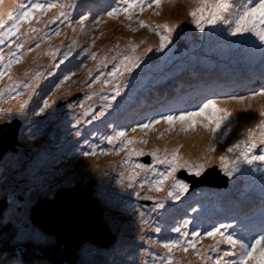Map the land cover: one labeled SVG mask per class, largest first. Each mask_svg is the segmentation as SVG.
<instances>
[{
    "label": "rangeland",
    "instance_id": "obj_1",
    "mask_svg": "<svg viewBox=\"0 0 264 264\" xmlns=\"http://www.w3.org/2000/svg\"><path fill=\"white\" fill-rule=\"evenodd\" d=\"M68 2L69 0H0V14H3L0 17L7 19L9 12L15 15V9L20 3L30 5L31 3L67 4ZM87 2H90V7L88 8ZM243 2L246 3L247 0ZM73 3L75 7L70 14L67 12L70 10L69 7L64 9L71 23L63 16H60L59 19H53L61 11L59 7L35 10L33 18L30 21L21 23L19 31L28 36L34 33L29 30V25H31L32 28L37 29L39 32L36 37L25 41L24 35H21L19 40L13 35L7 37L4 43L0 44V49H3L6 57L10 51L15 52L16 55L21 57L18 63H13L12 65V68H17V75L14 78H24V72L30 69L33 70L28 71L29 76L35 71L42 73V77L38 81V86L33 92L31 100H28L25 94L20 97H16L14 93L9 94L7 86L10 84V81L7 76L0 79V88L5 89L3 99L0 101V107L4 109L5 113H8L9 110L16 113L19 105L27 101V107L24 109V117L26 118L18 114L13 115L10 121L7 114L0 117V125L7 124L3 128V131H0V135L3 133L10 135V130L11 132H16L14 128L18 127L21 129L23 127L21 122L23 121L24 124L21 132L23 140L17 142V145L23 142L24 146L20 152L12 154L15 162H9L8 165L10 167L8 168V165L6 167L0 165V197L5 179L34 192L33 204L29 210L7 213L14 226L11 230L13 232L11 234V241L8 243V248L18 242L27 245L28 241L38 243L39 245L33 243V246L39 249H45L52 240L60 245V241H58L54 234L33 222V207L48 193L58 188L73 187L83 182L90 174H100L95 179L96 194L102 198L103 213L110 218L115 228L113 233H116L117 240L108 245V250H97L99 248L97 243L93 244L88 242L79 246L75 251L79 264H153V257L148 253H156L158 257L165 252V249L156 241L175 239L178 234L173 232L172 229L179 227L185 219L189 222L185 230L189 232L194 231L198 224L200 225L201 231H203L213 223H222L231 225V227L224 229L226 233H235L238 237L246 235L247 232L259 234L260 229L264 227V165H261L260 162H256L259 166L258 170L254 169L252 165L240 164L241 170L234 172L233 176L229 177L232 182H229L228 185L222 182H215L212 179V173L210 176L204 175L207 169L213 168L212 165L219 164L218 162L208 163L201 172L202 174L198 177V181H200L201 176L203 177L202 186L194 189L188 188L180 200L165 199V207L156 212H152L155 201L146 199L145 196L166 197V190L172 183L171 178L164 182V190L157 192L153 188L151 191H148L149 186L147 184L142 189L139 187V180L145 176L149 179H158L159 177L150 170L146 173L144 170L135 169V171L140 172V176L136 177L132 188L127 187L129 181L126 171L131 169L133 171V165L139 163V161L140 164H152L154 168H160L161 170L156 169L157 172H164L169 167L166 163L158 162L165 157H161V153L155 159L151 157L150 163H144L141 160L148 153L151 155L152 150L155 148L154 144L164 137V132L160 130L166 128V125H161L163 122L154 125L151 130H148L146 135L139 129L136 131L140 133V136L138 135L139 137L144 136L147 143H140L139 137H137L136 142L130 147L142 150L143 155H132L128 164L122 163V158H118L117 162H111L116 165L115 167H108V163L105 164V167L98 165L92 166L102 159L107 158L106 156H111L112 159L117 157L114 156L115 154H122L124 157L126 155L127 149L121 150L118 153L114 151L115 147L119 145V142L110 145L107 140L101 139L98 141V136L101 135L102 137L112 134V128L108 125L131 127L137 122H143L148 118H155L157 114H161L168 109V105L163 106L164 104H168V102L173 108L172 110L179 111L190 110L202 102L203 98L223 97L227 95L244 96L241 90L242 87L237 86L241 82L240 72L238 74L237 70L232 68L235 67L233 61L221 54L211 53V56H206L204 51L207 48L208 50L218 49L231 52L234 48H240L249 56H258L262 53V55L251 58L243 63L247 64L248 69H251L253 62L262 61L261 63L264 65V50H262L259 40L251 37L248 33L242 36L239 34L233 36L227 32L223 25H206L203 30L197 29L188 16L189 8L194 6L192 0H163L159 8L156 6L152 8L145 7L143 12H135L132 20L127 19L122 12L113 17L105 15L112 7L118 6L119 0H71V4ZM38 13H42L44 16L42 20L36 19ZM81 15L88 16L86 20L88 22L84 25L78 23ZM135 16H139V19L146 21L147 24L144 27H140ZM97 17L100 18L98 25L96 23ZM177 21H180L181 25L172 33L171 41L164 49L156 51V48L159 46V36L148 25L163 24L164 22L175 23ZM45 28H48V30H45ZM56 28H59V34L65 28L67 38L63 41V44L57 41L58 46L63 47L64 51L55 52V58L53 56L48 57L49 54L45 55L46 51L38 52L35 55L34 53L41 47H44L46 43L54 42L52 38L59 35L52 34ZM73 28H75V32ZM107 29L113 33L110 37V47L115 51L114 57L118 56V53H132V50L128 48L129 41L138 45L135 55H140L146 48L153 46V50L148 52L147 55L142 56L140 60L145 62L142 68L145 70L141 71V68L137 70L132 79L122 87V98L119 99L118 96L116 98L119 102L112 106V110L110 109L109 113L107 112V114L99 118V120L93 121L90 125L84 123V120L78 119L77 114L69 110V108L64 107L59 114L54 113L51 108L55 104L58 105V99L67 98L80 90H82V93L78 94L77 101L81 102L86 100L84 108L85 106L86 108L91 106L93 112L99 111L102 104L106 103V101L97 98L98 92L103 89V96L106 94L112 95V86L120 82L126 74L124 73L123 76L117 75L115 78L108 76V73L112 71L113 67L119 63V59H110L101 66H97L95 59L90 58L89 52L92 49L94 50L93 52L102 50L95 43V38L99 33ZM115 31H118V33L114 34ZM45 34H48V39H44ZM77 34H82L85 38V41L79 47H76V44H72ZM179 38L188 42L190 41L191 43L189 42V47L181 53H175L177 39ZM17 42L23 44V47L19 50L14 48ZM37 44L39 47H36ZM117 44H119V48L115 47ZM253 44L256 46L252 47ZM70 46L71 55L65 60L63 54L69 50ZM90 46L91 50L84 51L85 48L88 49ZM30 47L32 51L26 57L23 51H27ZM138 50H140L139 53H137ZM74 53H76L75 57H73ZM39 56L42 59L38 60V62L35 61L34 59ZM61 61L63 62L61 63ZM6 62L7 60L4 61V63ZM49 62V67L45 66ZM210 62L213 65L220 64L219 71L198 74V72H202L204 69L196 66L202 64L211 66L212 64ZM180 63L182 64L181 67ZM54 65L59 66L54 67ZM213 68L215 67H212L211 71H214ZM79 69L82 71L86 70L87 73L84 81L78 87H75L79 81L76 83L71 80H80L76 77L83 76L80 72L78 74L75 73ZM177 69H179V73L175 75L174 73ZM49 70L52 71V75H48ZM89 71L92 73L91 77L88 75ZM69 73L73 75L64 81L60 88H57L56 85L60 84L63 77ZM100 73H103L100 80L89 88L87 86L88 82ZM258 75L262 81L254 84V86H259L264 83V73H258ZM45 76H49L46 81H44ZM168 77L170 80L165 82ZM104 79L110 80L111 84L104 85L102 83ZM159 82L165 83L161 84ZM229 82L231 83L229 84ZM156 83L160 84H157L159 88H156ZM67 87L74 88L67 91ZM220 87L222 88L220 89ZM95 89L99 90L95 91ZM175 89L178 90L177 94H174L169 100L170 96L175 92ZM255 89L257 88L252 87L244 91ZM138 90H141V92L134 99L133 96ZM155 90H158L156 94H151L150 96H146L144 100H140L145 110L137 113L136 100L146 93ZM20 91L23 92V89H20ZM93 92H95V95H91ZM88 95H91V99L86 98ZM155 96L158 97L155 98ZM45 98L48 99L49 105L39 115H34L33 111L28 108L42 106ZM14 101H19V105L14 106ZM261 104H264V97H256L251 101L253 108H258ZM227 106L230 109H236L233 113V123L230 131L236 133L237 137L233 140L232 137H229L228 140L230 142L228 144H224L221 149L220 147L216 148L215 152L211 153L215 157H219L228 145L240 139V133L244 128L251 127L254 119H258L255 111L253 112L254 117L252 118L251 114L243 110L245 108L243 103L237 104L233 102ZM126 109L128 115H122L121 112ZM113 111H115L116 116L112 115ZM89 114L90 117H87V119H91V112ZM39 117H43L45 123L33 127V124H36V120ZM64 118L66 120H63ZM106 118H109V121ZM77 120H80L79 124L76 123ZM46 123L48 125H45ZM177 125L179 124L177 123L172 126L170 138L165 139L166 145L172 143V137L181 139L187 136L192 137L196 141H201L202 144L204 141L205 148L213 144V140L210 139L211 133L204 131L201 125L196 124L193 129L185 132H181L180 127ZM30 129L32 132L31 137L29 136ZM77 130L81 131L84 138L89 139V145H84L81 138L75 135ZM93 132L96 135H92ZM150 133H154L153 136ZM128 135L134 136V133L129 132ZM37 140L40 142H31ZM183 141L175 142L168 149L181 148L179 150L180 157L191 164L203 162L206 149L202 151L201 143L197 142L193 145L196 149L194 152L190 149L191 145L187 147L186 144H183ZM92 144L96 145L95 155L84 156L82 152H91ZM165 148V146H162V149ZM102 149H108L109 151L101 154ZM81 157H86L90 160L84 164H77ZM154 160L157 162L153 163ZM183 169L188 171L187 168H178L177 172ZM121 172L126 173L123 178L120 175ZM177 172L175 173L176 177L181 179L177 175ZM122 179L123 183L120 182ZM133 188L139 190L141 195H135ZM255 197L262 199V203L259 202V204L255 205L258 209L252 208V205L247 207L241 205L243 203H249L250 199ZM112 199H115V201H111ZM142 200H149L151 202L140 209L142 207ZM123 201H126V203L123 204ZM226 206L232 207L233 210L224 214ZM191 208H196L197 211L192 212ZM142 210H147L146 218L148 220V223L143 226L139 222V212ZM155 226L161 228L159 233L154 231ZM214 243L215 240L213 238L204 237L202 240H199L196 247L198 249L207 248V246ZM82 247L91 248V253L89 251H82ZM4 248L5 246L2 247V249ZM229 248L231 246L228 244L221 245V249ZM173 255L178 264H214V261L211 259L205 261L195 256L191 248L187 254L179 250H174ZM208 255L214 257L216 253L209 251ZM89 258H92V261ZM157 264H159V261H157Z\"/></svg>",
    "mask_w": 264,
    "mask_h": 264
},
{
    "label": "snow or ice",
    "instance_id": "obj_2",
    "mask_svg": "<svg viewBox=\"0 0 264 264\" xmlns=\"http://www.w3.org/2000/svg\"><path fill=\"white\" fill-rule=\"evenodd\" d=\"M162 3L163 0H119L118 6L112 7L105 15L113 17L122 12L127 19L132 20L135 12H143L145 7L152 8L156 6L159 8ZM192 3L194 6L189 8L188 16L197 29L203 30L206 25H223L227 32L233 36L238 34L242 36L248 33L251 37H255L259 40L262 50H264V0H247L246 3L243 2V0H239V2L238 0H192ZM52 7H59L61 9L59 15L53 19H59V16H63L71 23L67 12L64 11L65 8L72 7L71 0H69L67 4L31 3L30 5H25L20 3L15 9V15L9 12L7 19L0 17V44H3L7 37L13 35L17 37V40H19L21 35H24L25 39H27V35L19 31L21 23L30 21L33 18L35 10H46ZM36 19H39V16H37ZM87 19V15H81L78 23L83 25ZM135 19L140 27H144L147 24L146 21L139 19V16H135ZM99 22L100 18L97 17V25ZM180 25V21L175 23L164 22L163 24L148 25L151 30L159 36V46L156 48V51H160L167 46L172 39V33L175 32ZM129 27L131 26L129 25ZM29 30L31 32L37 31V29L32 28L31 25H29ZM73 31L75 32V28H73ZM52 34L58 35L59 28H56ZM48 38V34H45L44 39ZM9 43L11 44L10 40ZM141 43H143V41H141ZM72 44H76V41L73 40ZM22 47L23 44L20 42L14 45L16 50ZM36 47H39V45L37 44ZM115 47L119 48V44L115 45ZM137 47V44L129 41L128 48L132 50L131 54L118 53V56L112 57V60L119 59V63L113 67L112 71L108 73V76L115 78L117 75L123 76L124 73H130L133 68L138 66L141 57L153 50V46H149L140 55H135ZM27 51L31 52L32 48H28ZM56 51H59V49L51 53L53 58H55ZM84 51H88V49L85 48ZM69 55H71V46L69 50L63 54V58L66 60ZM96 56V52L90 53V58L96 59ZM20 59L21 57L16 55L13 51H10L6 57L3 53V49H0V79L7 76L10 81V84L7 86L9 94L14 93L16 97L26 94L27 99L31 100L32 94L38 86V81L42 77V73L40 71H35L29 76V72L26 70L23 74L24 78H14L15 73L13 72L12 65L13 63H18ZM105 59H107V57H105ZM5 60H7L6 63H4ZM62 62L63 61H61V63ZM102 63L103 61H101V64ZM58 66L59 65H54V67ZM48 75H52L51 70H49ZM71 75L73 74L69 73L65 75L63 80H61L60 84H57L56 87L60 88L63 82L68 80ZM88 75L90 77L92 76L91 71H89ZM101 75H103V73L92 78L87 86L91 88L93 84L100 80ZM102 83L104 85H109L111 81L104 79ZM20 89H23V92L20 91ZM101 90L103 91V89ZM121 91V83L117 82L112 86V95L106 94L101 97L106 103L102 104L99 111L93 112L91 106L86 108L84 116L86 117L88 113L91 112V119H85L84 123L90 125L93 121L103 117L106 110L112 108V101L116 100ZM4 92L5 89L0 88V101L3 99ZM91 95H95V92ZM91 95H88L86 98L91 99ZM256 97H264V87H261L258 91L249 92L247 96L227 95L223 97L203 98L202 102L198 103L190 110H171L167 114H157L155 118H148L143 122H137L131 127L108 125L112 128V134L102 136L101 139L107 140L110 145L119 142V145L114 149L117 153L127 149L125 157L122 158V163L124 164L129 163L132 155H143L142 150L130 147L136 142L137 138L129 136L128 133H135L139 129L146 135L148 130H151L154 125L160 122L167 123L169 125V131L172 130L174 124L178 123L181 132L193 129L195 125L199 123L204 131L211 133V140H223L224 136L231 130L233 113L236 111L235 108L230 109L227 105L233 102L237 104L243 103L245 105L243 110L247 112L252 108L251 101ZM48 105L49 101L45 98L43 100V105L39 106L38 110H33V114L39 115ZM72 106L73 105H69V107ZM26 107L27 101L19 105L16 113H13L11 110L5 113L4 109L0 107V117L7 114L9 116V121L12 119L13 115L16 114L24 117V109ZM80 107L84 108L83 101L80 102ZM255 113L258 119H254L251 127L244 128L240 133L241 138L228 145L219 157L211 155V153L215 152L216 146L215 144H210L205 150L203 162L191 164L180 157L178 148H174L170 155L166 154L163 160L158 161L159 163H166L169 165L164 172H157L152 164L144 165L135 163L133 165V171L127 174V179L129 181L127 187L132 188L136 177L140 176V172L135 171V169L144 170L146 173L150 170L159 177L158 179H149L145 176L139 180V187L142 189L147 184L149 186L148 191H151L153 188H155L157 192L164 190V182L171 178L172 183L166 190V197L145 196L146 199L155 201L152 212H156L165 207V199L180 200L181 196L188 190L189 184L185 180L177 178L175 175L178 168H187L188 171L194 173L195 176H200L206 164L218 162L219 167L230 177L233 176L234 172H239L241 170L240 164L242 163L252 165L254 169L258 170L259 166L256 162H260L261 165H264V104H261L255 109ZM76 123L79 124L80 120H77ZM6 126L7 124L0 125V131H3V128ZM31 135L32 132L30 129L29 136L31 137ZM75 135L81 138L84 145L90 144L89 139L84 138L80 130H77ZM92 135H96V133L93 132ZM139 142L146 144L147 140L144 139V136H141L139 137ZM91 148V152L83 151L82 154L84 156L95 155L96 145L92 144ZM107 151L109 150L102 149L101 154ZM159 151V149H153L151 155L155 158L158 156ZM164 151L165 153L168 152L167 149ZM156 162V160L153 161V163ZM120 175L123 178L126 173L121 172ZM120 182L123 183V179ZM133 192L137 196L141 195V192L135 188H133ZM191 211L196 212L197 209L191 208ZM146 213L147 210L139 212V222L142 226L148 223ZM188 223V220L185 219L179 227L172 229L173 232L178 234L175 239L156 241L165 249V252L158 257L156 253H148L153 257V264H157V261H159V264H178L173 255L174 250H179L187 254L190 248L193 250L195 256L205 261L211 259L214 261V264H264V227L260 229L259 234L247 232L246 230V235L238 237L235 233H226L224 231V229L231 227V225L213 223L209 225L207 229L201 231L200 225L198 224L194 231L189 232L185 230L188 227ZM154 231L159 233L161 228L155 226ZM204 237L213 238L215 243L207 246V248L198 249L196 245L199 240H202ZM217 237L218 239H216ZM222 244H228L231 248L221 249ZM209 251L216 253V255L214 257L209 256Z\"/></svg>",
    "mask_w": 264,
    "mask_h": 264
},
{
    "label": "water",
    "instance_id": "obj_3",
    "mask_svg": "<svg viewBox=\"0 0 264 264\" xmlns=\"http://www.w3.org/2000/svg\"><path fill=\"white\" fill-rule=\"evenodd\" d=\"M182 43L179 42L181 48L188 46ZM213 171L215 168L208 173ZM99 175L90 174L71 188H58L33 207V222L55 234L60 245L52 240L42 252L34 246H22L12 253L0 252V264H79L74 255L79 246L88 241L110 245L115 240L112 234L115 228L103 213L102 198L96 194L95 179ZM33 195V191L4 180L0 197V242L14 227L7 213L29 210Z\"/></svg>",
    "mask_w": 264,
    "mask_h": 264
},
{
    "label": "bare ground",
    "instance_id": "obj_4",
    "mask_svg": "<svg viewBox=\"0 0 264 264\" xmlns=\"http://www.w3.org/2000/svg\"><path fill=\"white\" fill-rule=\"evenodd\" d=\"M243 1H245V0H243ZM87 4H88V6H87V8L88 7H90V2H87ZM60 17V16H59ZM88 21H85L84 23H83V25L85 24V23H87ZM66 27H68V26H66ZM39 32L37 31V32H34V33H32V34H30V35H28L27 36V39H25V41H28V40H30V39H32V38H34V37H36L37 36V34H38ZM118 33V31H115V33L114 34H117ZM112 32H110V31H108V29L107 30H104L103 32H101V33H99L98 35H97V37L95 38V43L98 45V46H100L101 48H102V50L101 51H98V52H96L97 53V56H96V59H95V64L97 65V66H101L103 63H105V62H107V61H109L110 59H112V57H114V55H115V51H113V49L110 47V44H111V36H112ZM75 41H76V47H79L80 45H82L83 44V41H85V38L82 36V34H77V35H75ZM67 38V35H66V31H65V28L60 32V34L58 35V36H55V37H53L52 38V41H54L53 43H46L45 44V46L44 47H41L38 51H36L34 54L36 55L38 52H42V51H46V54L45 55H48V57H52V55H51V53L53 52V51H55L56 49H59V51L60 52H63L64 51V48L63 47H59L58 46V44H57V41L59 42V43H62L63 44V41L65 40ZM62 44H60V45H62ZM106 45V46H105ZM88 50H91V46L90 47H88ZM94 50L92 49L90 52H89V55H90V53L91 52H93ZM24 52V54H25V56L26 57H28L29 55H30V52H28V51H23ZM56 52H58V51H56ZM140 52V50H138L137 51V53H139ZM4 55H5V53H4ZM75 55H76V53H74V56L73 57H75ZM48 57H46V58H48ZM105 57H107V59H105ZM72 58V57H71ZM142 58V57H141ZM42 59V57L41 56H39V57H36V59H34L35 61H37L38 62V60H41ZM49 59V58H48ZM99 59V60H98ZM101 61H103V63L101 64ZM87 63H89V62H87ZM86 63V64H87ZM144 61H139V64H138V66L136 67V68H133L132 69V71L130 72V73H126L123 77H122V80L120 81V83H121V86L123 87L127 82H129L131 79H132V77H133V75L135 74V72H137V70H139L140 68H141V70H142V68H143V65H144ZM49 64H50V62L48 63V64H46L45 66H47V67H49ZM13 69V72L15 73V76L17 75V68H12ZM262 71H264V65L262 66ZM30 70H33V69H30ZM30 70H28V71H30ZM81 73V74H83V76H80V77H76V78H79L80 80H76V81H74V79H72L71 81H73V82H78L79 81V83H77L76 84V86L75 87H78L79 85H80V83L82 82V81H84V79H85V77H86V70L85 71H82L81 69H79V70H77L75 73L76 74H78V73ZM46 78H45V80L44 81H46L48 78H49V76H45ZM231 82H229V84H230ZM115 85V84H114ZM74 87H72V88H70V87H67L66 88V90L68 91L69 89H73ZM222 87H220V89H221ZM100 89V88H99ZM99 89H95V91H98ZM123 92V89H122V91H121V93ZM121 93H120V95L118 96V98L119 99H121L122 97H121ZM154 94H156V93H154ZM26 95V94H25ZM101 97H103V92L102 91H99L98 92V94H97V98L98 99H100V100H102L101 99ZM156 97H158V96H155V98ZM117 102H119L117 99L115 100V101H112V105H114L115 103H117ZM136 102H139V100L137 99L136 100ZM163 102V101H162ZM19 101H14L13 102V105L14 106H18L19 105ZM86 103V100H83V104H85ZM71 110H73V109H71ZM198 119H202V118H198ZM96 124H99V123H96ZM161 125L163 126V125H166V128H164V129H160L161 131H163L164 132V137L163 138H161L159 141H157L155 144H154V146H155V148H157V149H159L160 151V153H161V156L162 157H164L166 154H169L170 155V153H171V151H172V149H174V148H170V149H168L170 146H172L175 142H182L181 141V139H179V138H175V137H172V139H173V141H172V143L171 144H169V145H166V138L168 139V138H170V131L168 130V125L165 123V122H163V123H161ZM197 125H200L199 123H197ZM45 131V130H44ZM156 132V131H155ZM154 132V133H155ZM140 136V133L139 132H135L134 133V137H139ZM223 135V134H222ZM153 136V135H152ZM229 137H232V140L233 139H235L236 137H237V134L236 133H234V132H231V131H229L228 132V135L227 136H224V139L223 140H214L213 141V144H215V146H216V148H219V147H222L224 144H228L230 141L228 140V138ZM97 139H98V141H100L101 140V135L100 136H98L97 137ZM37 143V142H40L39 140H37V141H34V143ZM201 143V147L203 148V147H205V144H202V142L201 141H196L195 139H193L192 137H189V136H187L186 137V139L183 141V144H186L187 145V147H189L190 145H191V147H190V149H192V151H196V149L193 147V145L194 144H196V143ZM162 146H165L166 148L165 149H167L168 150V152L167 153H165V149H162ZM179 150H181L180 148H179ZM114 156H117V157H115V158H112L111 159V156H106L107 158H104V159H102L100 162H98L97 164H93L92 166H96V165H98V166H104L105 167V164L106 163H108V167H115L116 165H114V164H112L111 162H117L118 160V158H123L124 157V155H122V154H119V155H114ZM190 156V155H189ZM90 159L89 158H86V157H81V159L77 162V164H84V163H87L88 161H89ZM132 171V169L131 170H128V171H126V173L128 174L129 172H131ZM209 172V170H207L206 171V173H208ZM255 200L256 199H251V201H250V203H253V202H255ZM111 201H115V199H112ZM126 201H123V204L125 203ZM239 209H242V208H239ZM230 210H233V208L232 207H230V206H226L225 207V210H224V214H226V213H228ZM142 211H145V210H142ZM29 235V234H28ZM4 249H8V244H6L5 245V248ZM90 249L91 248H85V247H82V251H84V252H88L89 251V253H91V251H90ZM89 260L90 261H92V258H89Z\"/></svg>",
    "mask_w": 264,
    "mask_h": 264
},
{
    "label": "clouds",
    "instance_id": "obj_5",
    "mask_svg": "<svg viewBox=\"0 0 264 264\" xmlns=\"http://www.w3.org/2000/svg\"><path fill=\"white\" fill-rule=\"evenodd\" d=\"M70 8V10H68L67 12L70 14L72 11H73V7H69ZM45 30H48V28H45ZM182 40H184V39H182V38H179V39H177V49L176 50H179V49H181V51H180V53L183 51V48L185 47V46H183L182 48H181V46H180V44H179V42L180 41H182ZM188 42V41H187ZM190 42V41H189ZM188 42V43H189ZM191 43V42H190ZM189 47V46H188ZM191 49V48H190ZM175 50V51H176ZM210 51L211 50H208L207 48H205V51H204V54L206 55V56H211V53H210ZM188 66H190V65H188ZM196 67H198V66H196ZM199 68V67H198ZM121 79V78H120ZM157 80V79H156ZM155 85H157V83L155 84ZM155 85H153V86H155ZM160 85V84H159ZM159 85H157L156 86V88H159ZM152 86V87H153ZM151 87V88H152ZM177 88V87H176ZM184 88V87H183ZM248 89H250V88H248ZM84 91V90H83ZM141 92V90H138V91H136V93L134 94V96H133V98H135L136 96H137V94H139ZM158 92V90H155V91H151V92H149V93H146L145 95H143V96H141V98H138V100H139V102H140V100L141 99H143L144 100V98L146 97V96H150L151 94L152 95H154V93H157ZM177 92H178V90L177 89H175V92H173V94L170 96V98H169V100L171 99V97L174 95V94H177ZM79 93H82V90H80L79 92H77V93H74V94H72L71 96H69V97H67V98H61V99H58L57 101H58V105H53L52 106V108H51V110L54 112V113H60V112H62V110L64 109V107H66V108H69V110H71V109H73L72 111L75 113V114H77L76 116H77V118L79 119L80 118V120H85V119H87V117H90V114L88 115V116H84V113H82L83 111H85V109H86V106H85V108H81L80 107V102H78L77 101V98H78V94ZM78 102V103H77ZM138 102H135V105L137 104ZM169 102H168V104H165V105H168L169 106ZM69 105H73L72 107H69ZM143 103H140L139 105H137V108H138V110L136 111L137 113H139V111L143 108ZM116 107V106H115ZM114 107V108H115ZM114 108H113V110H114ZM29 110H31V111H33V110H38V108H28ZM92 109V108H91ZM112 110V108H109L108 110H106V112H105V114H107V112L109 113V110ZM168 109H169V111H170V108L168 107ZM80 111V112H79ZM90 113V112H89ZM112 113V112H111ZM166 113H168V111L166 112ZM247 113H249V114H251L252 115V118L254 117V113L253 112H251L250 110L249 111H247ZM120 114V113H119ZM121 114L122 115H128V111H127V109L126 110H124V111H122L121 112ZM112 115H115V111H113V113H112ZM116 116V115H115ZM38 117V116H37ZM106 119H108V118H106ZM63 120H66V118H64ZM42 123H45L44 122V118L43 117H39L37 120H36V124H33V127H35V126H38V125H40V124H42ZM21 124L23 125V127H24V124H23V121L21 122ZM45 125H48V123H46ZM177 126H179V125H177ZM176 126V127H177ZM23 127L20 129V128H18V127H15L14 129H15V131L16 132H11V130H10V135H8V134H5V133H3V134H1L0 135V165L1 166H4V167H6L7 165H8V163L9 162H15L14 160H13V158H12V154H14V153H17V152H20L21 150H22V147L24 146V143L22 142V143H20V145H17V142L18 141H20V140H23L22 139V136H21V132H22V129H23ZM154 134V133H153ZM153 134H151L150 133V135H153ZM20 136V137H19ZM10 137V138H9ZM186 138H181V141H183V140H185ZM31 142H34V141H31ZM203 144H204V141H203ZM181 149V148H180ZM201 149H202V151H204L205 149H207V148H205V147H201ZM220 149H221V147H220ZM8 158V160H6ZM144 163H150L151 162V157H150V155H147L144 159H141ZM4 163V164H3ZM139 163H140V161H139ZM8 167H10L9 165L7 166V168ZM212 167L213 168H215V171H213V172H211L212 173V177H213V180L215 181V182H222L223 181V178H228L229 176L219 167V164L217 165V164H214V165H212ZM212 169V168H211ZM207 170H210V169H207ZM211 173H206L205 172V174L204 175H206V176H210L211 175ZM202 174V173H201ZM200 174V175H201ZM178 176L181 178V179H183V180H185L188 184H189V189H194V188H197V187H200V186H202V183H203V181H202V179H203V177L201 176L200 177V181H196V179L198 180V177L199 176H195L193 173H189V172H187L186 170H181L179 173H178ZM223 183V182H222ZM69 188H71V187H69ZM43 199V198H42ZM254 199H256V200H259L260 199V197H255ZM150 202L151 201H146V200H142V202H141V206L142 207H140V209L141 208H144L145 207V205H147V204H150ZM126 203V202H125ZM124 203V204H125ZM104 209V208H103ZM12 232L13 231H11V233L10 234H7L2 240V242H0V252L1 253H12L13 251H15V252H17L22 246H33L34 244H36V245H39L38 243H36V242H33V241H28V243H27V245H25L24 243H22V242H18V243H15V244H13L10 248H8V249H2V247H4L6 244H8L9 243V241H11L10 239H11V234H12ZM53 234V233H52ZM113 234V233H112ZM114 236H115V240L112 242V243H114L116 240H117V235L116 234H113ZM54 236L56 237V235L54 234ZM89 243H97V242H93V241H88ZM88 242H86V243H88ZM34 243V244H33ZM111 243V244H112ZM45 245V244H44ZM97 246L99 247V248H97V250L99 249V250H108V245H102V244H99V243H97ZM81 248V247H80ZM40 252H42L43 250H44V248L43 249H39V248H37ZM75 257H76V252H75ZM77 259V258H76Z\"/></svg>",
    "mask_w": 264,
    "mask_h": 264
},
{
    "label": "trees",
    "instance_id": "obj_6",
    "mask_svg": "<svg viewBox=\"0 0 264 264\" xmlns=\"http://www.w3.org/2000/svg\"><path fill=\"white\" fill-rule=\"evenodd\" d=\"M216 50L217 49H215V51ZM215 51L214 50H211L210 53L217 54ZM224 57H226L229 60L237 61L236 64H239V65L242 64L241 60H244L243 59L244 57L242 55H238L236 53H227ZM196 181H198V180L196 179ZM113 234H116V233H113Z\"/></svg>",
    "mask_w": 264,
    "mask_h": 264
}]
</instances>
